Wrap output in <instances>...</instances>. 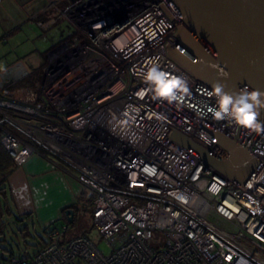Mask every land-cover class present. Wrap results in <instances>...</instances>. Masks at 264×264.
<instances>
[{
  "label": "built area",
  "instance_id": "1",
  "mask_svg": "<svg viewBox=\"0 0 264 264\" xmlns=\"http://www.w3.org/2000/svg\"><path fill=\"white\" fill-rule=\"evenodd\" d=\"M64 11L82 37L51 51L36 102L0 89V145L15 166L35 154L68 168L90 192L109 251L63 223L9 264H264V133L208 112L219 107L214 88L166 55L175 26L154 0H71ZM149 61L187 82L183 103L155 95L144 79ZM213 132L259 160L246 184L171 138L178 133L223 158Z\"/></svg>",
  "mask_w": 264,
  "mask_h": 264
},
{
  "label": "water",
  "instance_id": "2",
  "mask_svg": "<svg viewBox=\"0 0 264 264\" xmlns=\"http://www.w3.org/2000/svg\"><path fill=\"white\" fill-rule=\"evenodd\" d=\"M154 1L175 26L165 52L178 66L212 88L219 84L224 93L233 97L245 91L264 93V0ZM124 21L121 18L118 24ZM25 72L21 62L1 71L0 89L4 80H16ZM10 75L16 76L12 80ZM257 120L264 124V108L260 109ZM213 134L226 153L223 158L178 133H173L171 138L237 184H246L259 160L236 140ZM64 215L72 223L73 208L64 209Z\"/></svg>",
  "mask_w": 264,
  "mask_h": 264
},
{
  "label": "crops",
  "instance_id": "3",
  "mask_svg": "<svg viewBox=\"0 0 264 264\" xmlns=\"http://www.w3.org/2000/svg\"><path fill=\"white\" fill-rule=\"evenodd\" d=\"M69 1L71 0H0V32L8 35L17 30L18 32L24 30V34L28 33L29 36L38 38L40 35L45 36V32L54 31L55 36L52 39L60 40L52 47H57L56 45L62 41L75 37L74 21L70 17L65 19L62 16L64 6ZM57 15L59 20L54 18ZM37 21H40L42 25L39 26ZM47 52L40 56L42 57L40 62L38 60L37 65L41 63L42 68L48 60ZM18 62H21L26 70L21 76L24 78L33 65H29L21 58L9 63L1 71ZM13 82L6 79L3 90L12 87ZM74 184H77L79 188L74 187ZM7 189L18 214H31L36 211L37 215L39 213L40 222L46 224H52L55 220H62L60 224L66 223L67 220L64 213L62 215V211L73 208L75 215L80 211V204L84 203L85 188L68 168L61 163H56L51 157L32 155L25 163L16 166L8 175ZM90 196L86 197L89 205Z\"/></svg>",
  "mask_w": 264,
  "mask_h": 264
},
{
  "label": "rangeland",
  "instance_id": "4",
  "mask_svg": "<svg viewBox=\"0 0 264 264\" xmlns=\"http://www.w3.org/2000/svg\"><path fill=\"white\" fill-rule=\"evenodd\" d=\"M70 3L71 1L66 3L64 9L65 7L69 6ZM64 9L62 11V16L63 18L66 19L70 17L71 14L68 13V15L67 14L64 15L63 13L65 12ZM110 9H111L110 5H106V7L104 8L106 12L109 11ZM58 15L60 16V14ZM58 15L57 17H54L55 20L58 19ZM72 19H74V17ZM37 22L39 26L42 25L40 21ZM74 28L76 33H75V37L73 38L75 39L76 36L82 37L78 27L74 25ZM2 33L3 32H0V71L6 65L13 62L14 60H18L19 58L23 59L26 63L33 66L31 67V69H29V73L24 78H21V76H19L16 80H14L13 82L14 85L12 84L13 85L12 87L7 88L5 90L1 89V91L3 92V94L8 95L14 100L20 102H25V103L36 102L43 88V84L45 83L47 78L45 75L46 67L45 66L44 68L40 67L41 63L37 65L38 60L40 62L42 59V57L40 56L43 53L47 52V50L50 48L46 53V58L49 61H51L50 59L52 55L51 51H53V49L56 50L57 48L63 46L62 43H64V41L60 43L62 45L53 48L52 46L55 45L58 40H60V39H52V37L55 36L53 35L55 33L54 31L45 32L46 33L45 36L40 35V37L38 38L37 36H29L28 33H27L28 35L24 34L25 33L24 30H21L19 32L17 30L15 33L13 32L8 35H3ZM66 41L71 43L72 39H67ZM63 49L66 53H68L69 49L64 47L60 48V50ZM62 56H63L62 54H58L55 57V59H59ZM53 59L54 58H52V62H55V59L54 60ZM44 61H46L45 58ZM53 65L55 64L51 63V66ZM58 66L59 65L57 64V67ZM48 69H50V67ZM74 187L79 188L77 184H74ZM60 188L64 190L63 187ZM83 193H84V203L80 204V211L76 215L75 223L70 225L69 233L76 234V233L85 232L93 239V241L98 245V247L104 253H108L109 245H107L106 242L103 239H101V237L99 236V232L96 226L93 224L91 218L90 205L86 201V197L89 198L90 192L84 189ZM11 207L12 210L15 213H17L15 211V206L13 203L11 204ZM4 219L7 222L6 227L4 229V233L6 239L9 241L15 252L20 250L28 251V252L33 251L37 247L38 243L41 241V238L44 240L47 239L45 229H48L49 227H53V226H58L62 222V220H55L52 224L41 223L39 213L37 215L36 211L29 214L28 218L24 219L23 221H17L14 218H10V219L4 218ZM153 237L159 240L158 244L163 243L164 239L161 233L154 232ZM150 242L152 243V241Z\"/></svg>",
  "mask_w": 264,
  "mask_h": 264
},
{
  "label": "clouds",
  "instance_id": "5",
  "mask_svg": "<svg viewBox=\"0 0 264 264\" xmlns=\"http://www.w3.org/2000/svg\"><path fill=\"white\" fill-rule=\"evenodd\" d=\"M148 64L151 66L144 79L151 85L155 95L167 99L169 103L173 101L183 103L184 97L190 94L187 82L180 77H170L153 61H149ZM209 95H215L218 99L219 107L208 109L215 120L229 119L251 132L264 133V124L257 120L260 109L264 108V99H262L264 93L245 91L233 97L224 93L223 88L217 84L214 86V92ZM146 171L150 174L155 172L154 169H146ZM177 199L183 200V197L177 196Z\"/></svg>",
  "mask_w": 264,
  "mask_h": 264
},
{
  "label": "trees",
  "instance_id": "6",
  "mask_svg": "<svg viewBox=\"0 0 264 264\" xmlns=\"http://www.w3.org/2000/svg\"><path fill=\"white\" fill-rule=\"evenodd\" d=\"M15 167L16 166L10 156L0 145V264H9V259L12 255L22 252L21 250L15 252L9 241L6 239L4 229L6 227L7 222L4 218H14L17 221H23L29 216V214L15 213L11 207L12 202L10 195L8 194L7 178L8 175L15 169ZM63 213L64 210L62 211V215ZM76 215L77 213H75L72 223H68L67 221L66 223H68L69 225L74 224ZM46 231L47 229H45V232ZM45 243L46 239L44 240L41 238V241L38 243L37 247L33 251L42 247Z\"/></svg>",
  "mask_w": 264,
  "mask_h": 264
},
{
  "label": "flooded vegetation",
  "instance_id": "7",
  "mask_svg": "<svg viewBox=\"0 0 264 264\" xmlns=\"http://www.w3.org/2000/svg\"><path fill=\"white\" fill-rule=\"evenodd\" d=\"M7 75V74H6ZM17 75V74H16ZM16 75H14V76H12V75H10V76H8L10 79H14V77L16 76ZM5 81V80H4ZM9 81V80H8ZM14 81V80H13Z\"/></svg>",
  "mask_w": 264,
  "mask_h": 264
}]
</instances>
